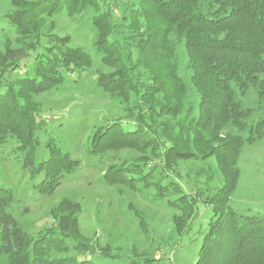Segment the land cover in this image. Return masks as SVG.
I'll use <instances>...</instances> for the list:
<instances>
[{"label": "trees", "instance_id": "obj_1", "mask_svg": "<svg viewBox=\"0 0 264 264\" xmlns=\"http://www.w3.org/2000/svg\"><path fill=\"white\" fill-rule=\"evenodd\" d=\"M78 2L40 0L16 13L13 21L18 29L35 30L38 35L42 14L58 12L60 7L70 13ZM108 15L94 20L102 36L96 48L103 54L104 64L115 72L97 76L96 84L126 97L133 93L139 113L137 124L111 122L101 127L90 153L150 150L157 153L156 168L163 170L177 161L214 158L221 186L201 200L194 186L191 192H184L174 180L157 177L154 168L146 170L147 165L140 164L109 168L104 181L137 188L146 198L151 190L153 201L174 193L177 197L173 201L186 218V226L199 218V204L209 209L211 216L195 264H264V216L240 214L229 206L239 178L236 163L240 152L263 137L264 118L247 126L253 109L244 107L239 97L252 89L259 102L264 100V0H138V6L129 10V33L121 45L135 50L134 59L132 52L123 55L121 47L103 37L102 32L109 35L113 30ZM179 50L187 58L188 82L180 74ZM32 51V58L19 49L6 48L0 54V88L4 89L0 91V145L9 138L18 140L26 153L24 167L31 168L33 177L42 176L34 188L46 194L71 175L78 163L51 144L48 158L34 165L36 116L40 111L34 96L58 87L66 76L79 75L91 65V58L78 49L51 54L37 48ZM24 62L30 63V70L8 81L12 72L25 67ZM8 63L12 64L10 69H4ZM134 71L139 76L131 80L130 72ZM188 85L195 97L191 103ZM10 200V193L0 188L3 264H108L80 239L76 217L54 211L56 228L33 237L14 224L7 212ZM175 226L179 235L188 230L185 225L178 227L176 221ZM70 249L74 256L67 255Z\"/></svg>", "mask_w": 264, "mask_h": 264}, {"label": "rangeland", "instance_id": "obj_2", "mask_svg": "<svg viewBox=\"0 0 264 264\" xmlns=\"http://www.w3.org/2000/svg\"><path fill=\"white\" fill-rule=\"evenodd\" d=\"M39 1L0 0V54L6 48L19 49L32 58V49L36 48L48 54L78 49L90 56L91 65L79 75L66 76L58 87L34 96L40 108L36 116L34 165L48 158V148L53 144L78 163L71 175L61 179L51 192L41 194L34 186L40 183L42 176L33 177L31 168L24 167L26 153L20 149L18 140L9 138L0 145V188L10 193L7 212L12 215L14 224L34 237L40 232L54 230L53 212L60 211L63 216L78 219L80 239L100 254L104 263L195 264L201 236L211 216L209 209L199 204V218L186 226V218L173 201L177 197L174 193L153 201L151 190L146 198L137 188L107 184L104 174L109 168L147 165L146 170L154 168L157 177L167 176L168 181L174 180L184 192H191L193 186L199 189L202 200L221 186L214 158L177 161L163 170L156 168L159 164L157 153L150 150L140 153L124 148L98 155L90 153L95 134L107 123L137 124L139 103L133 93L126 97L96 84L97 76L111 75L115 70L104 64L103 54L96 48V42L102 36H99L94 20L109 14L113 30L109 35L102 32L103 37L107 36L109 41L121 47L123 55L132 52L134 59L135 50L121 45L125 44L129 33V10L138 6V0H78L70 13L60 7L58 12L42 14L39 17L42 30L38 35L35 30L18 29L13 21L16 13H23L30 4ZM177 61L180 74L188 82L187 58L182 50H179ZM23 64L25 67L12 72L8 81L21 78L30 70L29 62ZM11 66L8 63L4 69ZM2 71L0 65V74ZM136 71L130 72L131 80L138 78ZM188 86L191 103L195 97ZM3 90L1 87L0 91ZM239 98L244 107L253 109L247 126L264 118V100L259 102L254 90ZM230 131L240 134L235 129ZM236 166L239 178L229 206L240 214L264 216V130L259 141L242 148ZM175 221L178 227L185 225L188 230L179 235ZM68 244L71 246L72 243ZM75 254L71 249L67 253ZM53 256L64 254L53 253ZM110 256L118 259H109ZM4 259L0 250V264Z\"/></svg>", "mask_w": 264, "mask_h": 264}]
</instances>
